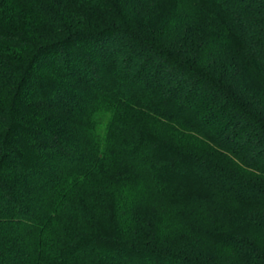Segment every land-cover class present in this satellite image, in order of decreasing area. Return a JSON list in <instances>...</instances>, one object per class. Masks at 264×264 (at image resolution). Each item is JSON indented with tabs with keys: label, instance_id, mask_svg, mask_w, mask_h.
<instances>
[{
	"label": "trees",
	"instance_id": "obj_1",
	"mask_svg": "<svg viewBox=\"0 0 264 264\" xmlns=\"http://www.w3.org/2000/svg\"><path fill=\"white\" fill-rule=\"evenodd\" d=\"M262 94L264 0H0V264H264Z\"/></svg>",
	"mask_w": 264,
	"mask_h": 264
},
{
	"label": "rangeland",
	"instance_id": "obj_2",
	"mask_svg": "<svg viewBox=\"0 0 264 264\" xmlns=\"http://www.w3.org/2000/svg\"><path fill=\"white\" fill-rule=\"evenodd\" d=\"M258 3V2H256ZM256 3L253 4V8H256L255 5ZM258 6V5H256ZM250 16L257 17L256 13L253 11V13ZM150 30H145V33L151 37L152 41L157 39L159 43L163 46L170 47V48H184V52H186V56H190V58H193L194 61L196 60H201L200 65L206 69L209 74L214 77L215 79L220 81V83L225 86V87H231L235 91V95H240V100L243 102L244 99L247 97V90L248 88L255 90L256 87H258L255 82V80H251V74L246 71L242 70H233L232 66L227 65L225 62V58H227L226 53L224 51H221L222 54H219L218 52H212V53H206V52H211L209 51V47L203 42H199L197 38V33L193 32L191 35V40L186 42V36L183 35V32L180 30L178 35L174 37L173 31L169 32L167 29L164 30V34L161 37L159 35V31L155 29L151 24L148 26ZM172 36L173 38H170ZM185 40V45L181 43V41ZM206 51V52H205ZM257 52V51H256ZM196 59V60H195ZM223 67V68H222ZM227 68L228 73H224V69ZM259 92V91H258ZM254 91V94L252 96L254 98L257 97V93ZM264 95V94H262ZM261 95V97H262ZM249 102V101H248ZM257 111L255 114H259L258 116L261 117L264 115V99L260 101L258 99L257 101ZM254 107V105H251ZM110 191V192H109ZM107 193L109 195L112 193L113 188H111ZM85 194V193H84ZM90 195V196H89ZM89 196L87 199L88 203L87 206L84 208L86 212L90 211V215L93 213L95 214V217H92L94 222H97L98 220L103 223L107 224V221H109L111 218L109 215L104 213L105 209L101 208L98 202H96L97 197H95V193L89 191ZM91 198L93 200H91ZM108 206L106 207V209ZM69 209H72L69 207ZM103 209V211L101 210ZM66 215L65 218L63 219V222L61 223V226L57 229L58 235H60L62 232H67L68 230H71L74 228L78 223L75 221V217H72L74 214H70V210H66L64 212ZM104 213L105 216L100 217V215ZM107 213H109V209H107ZM91 215V216H92ZM113 218V217H112ZM62 227H64L62 230ZM207 249V248H205ZM198 254L204 255L207 254L206 251H199Z\"/></svg>",
	"mask_w": 264,
	"mask_h": 264
}]
</instances>
